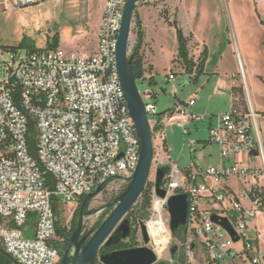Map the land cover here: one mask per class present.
Here are the masks:
<instances>
[{"label": "built area", "instance_id": "2783aa9c", "mask_svg": "<svg viewBox=\"0 0 264 264\" xmlns=\"http://www.w3.org/2000/svg\"><path fill=\"white\" fill-rule=\"evenodd\" d=\"M154 1L158 0H148ZM125 2L106 0L93 54L59 48L24 55L10 52L9 60L0 64V248L12 264H58L57 245L62 240L56 235L59 221L54 203L57 210L77 206L97 188L98 195L114 192L117 197L137 167L139 138L116 72V42ZM1 3L20 9L36 5L37 0ZM172 67L169 81L184 73L176 58ZM237 76L246 108L234 98L229 111L212 117L214 123L207 129L206 143L219 151L216 166L191 163L179 171L162 157L163 143H159L165 121L174 117L187 136L189 127L207 120L189 111L193 100L166 112L161 122L155 107L144 103L153 157L147 182L149 214L135 225L139 246H143L142 222L148 247L155 254L165 252L174 239L186 250V264H264V256L256 254L248 236L249 219L264 212V144L259 126L264 113L256 112L248 99L241 71L231 78ZM185 145L195 152L194 142ZM241 155L249 159L247 164L229 163ZM158 166L169 167L160 185L166 192L164 199L155 196ZM177 194L185 195L187 202L183 241L171 235L166 209L167 199ZM220 220L227 222L233 236Z\"/></svg>", "mask_w": 264, "mask_h": 264}, {"label": "crops", "instance_id": "0c3cea01", "mask_svg": "<svg viewBox=\"0 0 264 264\" xmlns=\"http://www.w3.org/2000/svg\"><path fill=\"white\" fill-rule=\"evenodd\" d=\"M159 1L161 6L158 7L161 8L163 6L168 11V16H171L169 18L170 22L175 19L183 36L188 38V52H196L193 57L189 53V57L196 62L198 58H202L201 53L205 52L202 74L208 72L216 54L220 55L219 60L223 58L222 63L219 60L217 61L212 72L217 77L211 95L217 97L218 95L222 96L227 94L230 100L229 111L234 98L238 100V95L235 96L233 89L239 88L237 77L232 79L231 76L241 71L244 76L243 81L248 89V99H250L256 112L264 113V73L257 74L253 67V61L250 60L252 57L248 54V52H256L255 57H260V61L264 63V0H261L259 5H256L253 0H248L253 9L250 11L258 30V37L254 41L248 42L241 38L240 35L237 34L236 37L234 34V43L231 40V29L228 33L226 27L227 23L230 28L229 21L225 18V15L221 16L220 8L217 4L215 5L217 7L213 10V17L210 18L208 17V12L201 13V9L203 7L205 8V6L203 3L199 4L197 0ZM105 3L106 0H37V4L34 5L36 7L34 11L36 9L38 10L41 6L45 8L41 19L46 20V22L49 21L50 23L53 22L56 24L63 19L60 23V32L51 34L49 36L51 38L47 42H50L53 36H57L58 42L56 48L87 56L97 50V33ZM148 3V1H141L135 8V18L140 22L144 32V44L141 51L144 55L143 69L145 70L146 62H148L147 69L148 67L150 68L148 73H144V79L152 77L154 73L150 52H171L169 55V64L173 65L177 49L175 29L168 26L160 17L159 11L156 8L150 7ZM230 8L233 12V5ZM254 10L257 12V15L254 13ZM165 37L169 39V45L166 49L162 47ZM46 44L43 47H34V49H47ZM143 52H148L149 58L147 60L145 58L146 54ZM149 82L154 83L153 77ZM190 100L194 101V105L189 108L191 112L196 103L194 97H191L188 101ZM211 100L212 97H209V101ZM212 117L214 115H208L206 120L207 129L214 123ZM192 126H195L197 130L196 124ZM260 127L264 144V123L262 121L260 122ZM194 143L196 145V142ZM210 147H214L217 154L215 163L207 166H216L219 162V151L215 145H211ZM198 148H205V145L195 147V152ZM209 156V158H213L212 155L209 154ZM197 160L199 162L205 159L200 154L197 156ZM236 161L247 164L249 159L241 155L229 160V163L233 164ZM250 162L255 163L253 159ZM187 168H184L183 171ZM229 185L233 186L234 182L231 181ZM248 236L255 246L256 254L258 256H264V212L257 213L249 219Z\"/></svg>", "mask_w": 264, "mask_h": 264}, {"label": "rangeland", "instance_id": "374dc122", "mask_svg": "<svg viewBox=\"0 0 264 264\" xmlns=\"http://www.w3.org/2000/svg\"><path fill=\"white\" fill-rule=\"evenodd\" d=\"M197 2L199 4L203 3L205 8L203 7V9H201V13L208 12L207 14L210 18L213 17V10L217 7L215 5H218L221 16L225 15V18L229 21L230 28L227 23L226 27L228 33L231 29V40L233 43L234 34L236 37L237 34L240 35L241 38L248 42H252L258 37V30L251 15L253 9L248 0H197ZM148 5L156 8L159 13L165 12L168 18L171 17L168 16L169 13L163 6L161 8L158 7L161 6L159 0L149 2ZM231 5L234 7L233 12L230 8ZM31 7L32 8L26 7L17 9L6 7L0 2V64L9 60L10 52H17L19 55H24L30 51L31 46L43 47L47 41L50 40L51 37L49 38V36L51 34L53 35L60 32V23L63 19L56 24L53 22L50 23L48 20V22H46V20L41 19L45 8L41 6L38 10L36 9V11H34L36 7ZM254 13L257 15L256 11ZM133 32L134 18L131 31V41L133 37L135 38ZM168 40V37H165L163 41L164 43L162 47L165 49L169 45ZM20 45L22 46L19 48ZM220 49L222 48L220 47ZM143 53L146 54V60L149 58V54L151 55L152 65L154 67V73L152 75L154 83L152 84L148 81L149 77L145 78L142 82L137 81L136 86L144 103L152 104L155 107L158 121L161 122L166 112L173 110L175 106H185L191 97H194L196 103L195 107L191 110V113L196 116L206 115L208 118V115L217 116L228 111L230 100L227 94L222 96L218 95L217 97L211 95L217 77L212 74V72L214 71L215 64L220 59V55L216 54L213 58V63L210 65L206 74H201L194 78V76H189L184 73H177L174 80L169 81L168 74L171 70L174 71L172 65L169 64V55L171 52ZM189 53L191 57L196 54V52ZM255 53L256 52H248L250 57H252L250 60L253 61L254 70L257 74L264 73V63L260 61V57H255ZM219 62L222 63L223 58H221ZM147 66L148 62L145 63L146 73L149 71ZM237 80L239 88H242L241 77L237 76ZM209 97H212L211 101H209ZM238 104L242 105L244 108L247 106L246 98L242 89L241 99L238 101ZM149 119H151V117H149ZM206 123L207 121L196 124L197 130L195 129V126L189 127V134L184 136L181 129L176 125L174 117L169 121H165L162 142L159 143H163V159L167 162L174 163L179 171H183V169L187 168L191 162H193L196 167H206L209 164H214L217 152L214 147H210L211 144L206 143L208 138ZM189 141L196 142L197 146L205 145V148H198L196 152L191 153L188 146L185 145ZM196 145L195 147H197ZM200 154L204 156L205 160L198 162L197 156ZM209 154L213 156L212 159L209 158ZM115 198V193L113 192L109 195L100 194L91 201L88 209L84 210L91 214L85 216L83 219L82 234L89 233V237L93 234H91V231L97 222L102 219L105 220L112 211V207L108 209H104V207L111 203ZM77 209L78 207L73 205L62 206L61 209L58 210L59 227L66 230L74 225L76 227L78 217L76 219L75 214ZM173 245H176L181 249L182 255L184 256L183 264H186V250L181 247V243L174 239L171 241V244L165 252L161 253L162 250H156L158 260L170 263L169 249ZM138 247H140L139 244ZM0 255L7 258V256L2 253H0ZM194 264L200 263L196 262Z\"/></svg>", "mask_w": 264, "mask_h": 264}, {"label": "water", "instance_id": "95a60500", "mask_svg": "<svg viewBox=\"0 0 264 264\" xmlns=\"http://www.w3.org/2000/svg\"><path fill=\"white\" fill-rule=\"evenodd\" d=\"M141 1L148 0H126L116 42V72L129 115L139 138L138 163L124 191L104 207V209L112 207V211L108 217L89 238L86 236L78 241L79 236L82 234L83 219L85 216L91 214L90 212L83 211L84 204L86 201L94 199L100 193V188H97L93 193L84 198L77 225L69 239L70 247L72 246L76 250L74 261L77 264H95L96 261L100 264H156L159 261L154 251L148 247L149 238L142 222H140L139 227L143 246L112 251L104 255L97 254L101 247H112L130 237L131 223L126 218V215L141 196L148 182L151 169L153 157L152 135L145 104L138 92L129 58V54L135 44L134 41L131 46V31L135 8ZM168 173V166L157 167L154 183L155 196L157 198L164 199L166 197V192L160 189V185ZM166 209L169 215V230L171 235L174 236L179 228L184 227L186 223V196L183 194L170 196L166 202ZM211 220L217 222L218 218L212 215ZM220 225L229 232L230 236H233L225 220H220ZM183 234H186V229L183 230ZM234 241H237V238ZM70 247L65 251L59 264H68ZM171 248L173 252L177 246L173 245ZM158 264L164 263L160 262Z\"/></svg>", "mask_w": 264, "mask_h": 264}, {"label": "trees", "instance_id": "16d2710c", "mask_svg": "<svg viewBox=\"0 0 264 264\" xmlns=\"http://www.w3.org/2000/svg\"><path fill=\"white\" fill-rule=\"evenodd\" d=\"M160 17L164 20V22L168 25L171 26L175 29L176 33V41H177V49H176V60L179 61V63L182 65L184 69V74L191 76L193 73V69H195V75L194 78H196L198 75L202 74V69H203V64L205 61L204 54L205 52L201 53L202 58H198L196 62L193 61L192 58L189 57V52L187 49L188 45V38H185L182 34V31L177 25V22L175 19L170 22L169 18L166 16L165 12L160 13ZM134 36H135V44L132 48V51L129 54V58L131 60L132 64V74L134 77L135 82L137 81H144V73L145 70L143 69V54H142V48L144 44V32L141 28L140 22L135 18L134 14ZM24 42V40H23ZM58 38L57 36H53L50 42H47L46 48L47 49H54L57 46ZM22 45L19 46V48ZM30 52L34 51V47H30ZM13 49V48H10ZM150 68L148 67V70ZM152 77L149 78L148 81L151 80ZM233 93L235 96L238 97V101L241 99V88H234ZM30 131L33 134V125H30ZM30 149L33 153V145L30 146ZM48 186H51V182L48 181L47 183ZM150 184L147 183L141 196L137 200L136 204L131 208V210L128 212L126 215V218L130 221L131 223V235L128 239L125 241L119 242L118 244L112 246V247H101L99 250L98 255H104L108 254L112 251H117V250H124V249H132V248H137V239H136V222L138 221H144L147 219L148 214H149V209H150ZM83 199V198H82ZM55 200V199H54ZM87 206V205H86ZM54 211L56 215H58V210H57V205L54 203L53 205ZM81 208L77 209V212L75 214V217L77 219L79 212ZM84 211V209H83ZM104 219L101 221L97 222V224L93 227L91 234L94 233L98 227L102 224ZM75 229V225L71 227L70 229L66 230L64 228L57 226V232L56 235L58 238L62 240V243H59L58 250L61 253V256L65 253L66 250V245L69 241V238L71 237L73 231ZM183 230L184 227L179 228L177 233L173 236V238L177 239L178 241H183L184 240V235H183ZM86 236H89V233H85ZM0 253L3 255L7 256L2 249L0 248ZM184 256L182 255L180 258L179 264H183ZM0 264H12L11 260H8L7 258H4L0 255Z\"/></svg>", "mask_w": 264, "mask_h": 264}, {"label": "flooded vegetation", "instance_id": "af4514ba", "mask_svg": "<svg viewBox=\"0 0 264 264\" xmlns=\"http://www.w3.org/2000/svg\"><path fill=\"white\" fill-rule=\"evenodd\" d=\"M83 201H84V199H82V200H80L79 201V203H78V205H77V207L78 208H81V206H82V204H83ZM91 201L92 200H89V201H86L85 202V204H84V210H87L88 209V207H89V205L91 204ZM87 205V206H86ZM83 237H86V235L85 234H81L80 236H79V238H78V241L80 240V239H82ZM88 238H89V236H88ZM70 239V238H69ZM60 243H62V241L60 242ZM70 247V243H69V241H68V243H67V245H66V250L68 249ZM65 250V251H66ZM100 250V249H99ZM69 253H70V259H69V262H68V264H77V262L76 261H74V256H75V253H76V250L74 249V247H70V251H69ZM98 253H99V251H98ZM97 253V254H98ZM64 255V254H63ZM181 256H182V252H181V249L180 248H176V250H174L173 252H172V248H170L169 249V259H170V263L169 262H165V261H158L156 264H158V263H160V262H163L164 264H179V262H180V258H181ZM62 257L63 256H61V253L59 252V250H58V258H59V263H60V260L62 259ZM58 263V264H59ZM95 263H97V261L95 262Z\"/></svg>", "mask_w": 264, "mask_h": 264}, {"label": "bare ground", "instance_id": "6f19581e", "mask_svg": "<svg viewBox=\"0 0 264 264\" xmlns=\"http://www.w3.org/2000/svg\"><path fill=\"white\" fill-rule=\"evenodd\" d=\"M134 41H135V38L133 37V38H132V41H131V45H133ZM241 74H242V76H243V73H242V72H241ZM243 79H244V76H243ZM245 86H246V84H245ZM246 90H247V86H246Z\"/></svg>", "mask_w": 264, "mask_h": 264}]
</instances>
